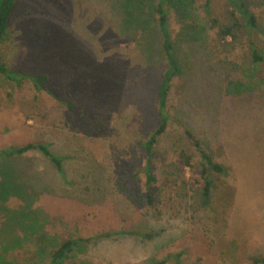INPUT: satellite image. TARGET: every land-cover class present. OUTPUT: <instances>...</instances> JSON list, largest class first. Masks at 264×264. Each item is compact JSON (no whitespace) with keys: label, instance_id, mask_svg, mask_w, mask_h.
<instances>
[{"label":"rangeland","instance_id":"374dc122","mask_svg":"<svg viewBox=\"0 0 264 264\" xmlns=\"http://www.w3.org/2000/svg\"><path fill=\"white\" fill-rule=\"evenodd\" d=\"M138 1L16 4L0 56L49 81L36 90L0 75V151L43 144L59 165L37 150L0 154V264H48L68 238L80 243L65 264H262L254 259L264 257V0H244L262 65L246 34L217 40L210 21L225 20L223 0L209 10L202 0L169 7L181 68L168 92L172 118L148 162L150 186L142 143L158 124L165 63L155 0ZM185 128L223 167L210 174L207 196Z\"/></svg>","mask_w":264,"mask_h":264},{"label":"trees","instance_id":"16d2710c","mask_svg":"<svg viewBox=\"0 0 264 264\" xmlns=\"http://www.w3.org/2000/svg\"><path fill=\"white\" fill-rule=\"evenodd\" d=\"M21 0H0V41L3 40L6 33L11 15L13 10L18 2ZM224 5L227 8L226 15L223 17L225 20H220L218 17H211V27L217 29L216 36L217 40L227 43V39L230 38L229 44H233L238 41L242 35L247 36V43L250 48V57L251 59L263 64V57L259 54L258 47L252 39L253 31L257 30V24H255V16L248 10L245 6L244 0H223ZM187 3L186 0H155V5L153 8L155 22L157 23V36L161 45V52L163 55L165 69L162 74V80L158 88L157 96V114L159 116L158 124L156 128L152 130L147 139L142 143L145 148L147 161L144 167L143 174L145 177V183L147 186L155 183L156 176L153 175L149 166V160H151L155 145L159 141L160 137L165 133L168 123L171 120V114L168 110V96L171 88V83L173 79L179 74L181 61L177 53L176 42L173 39L170 22H169V7L184 6ZM214 0H202V8L209 10L213 5ZM141 8L146 7V0H140L137 2V7ZM178 10L179 7L177 8ZM196 31V30H193ZM0 75L7 81L14 83L16 86H21L24 81L27 79L33 82L36 90L42 89V84L49 81V76L44 75H31L26 72L17 71L10 69L3 62L2 57L0 56ZM261 83L264 86V77L260 78ZM59 102L66 106L70 110L82 109L80 106L74 104L73 102L59 99ZM192 141L195 151L199 154V160L196 164L202 167L201 176L204 178L205 185L203 186V195L207 196L209 192V186L211 181L209 179L210 174L220 173L223 171V167L218 164L201 146L200 141L192 134V132L185 128V134ZM37 150L52 163L59 165V160L55 157L43 144H32L27 143L21 146H10L6 149H2L0 154L12 157V156H21L24 153ZM183 152V151H182ZM182 156L186 158V164L190 161V158L185 155V152L182 153ZM189 164V163H188ZM147 202L151 205H155L152 195H148ZM113 232L103 233L101 237L111 236ZM123 233V232H121ZM143 238H151L153 235L136 232V235ZM78 239H64L60 241L55 248L52 250L48 264H65L66 261L70 258L71 254L75 250L76 246L79 244ZM255 262L264 264V257L255 258ZM154 264H166V260H158Z\"/></svg>","mask_w":264,"mask_h":264}]
</instances>
